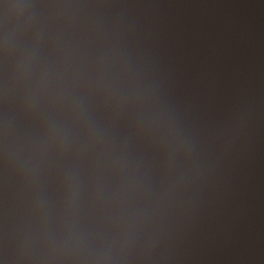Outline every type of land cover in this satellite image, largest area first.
<instances>
[{
	"label": "water",
	"instance_id": "1",
	"mask_svg": "<svg viewBox=\"0 0 264 264\" xmlns=\"http://www.w3.org/2000/svg\"><path fill=\"white\" fill-rule=\"evenodd\" d=\"M0 264H264V0H0Z\"/></svg>",
	"mask_w": 264,
	"mask_h": 264
}]
</instances>
